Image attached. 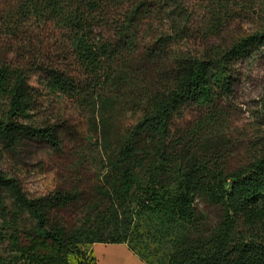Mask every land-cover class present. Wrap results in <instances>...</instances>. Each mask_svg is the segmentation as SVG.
I'll list each match as a JSON object with an SVG mask.
<instances>
[{
	"label": "trees",
	"instance_id": "1",
	"mask_svg": "<svg viewBox=\"0 0 264 264\" xmlns=\"http://www.w3.org/2000/svg\"><path fill=\"white\" fill-rule=\"evenodd\" d=\"M8 1L14 5L9 11L19 16L62 9L70 35L60 55L73 57L75 67L38 53L15 60L0 16V99L5 108L0 112V159L13 156L25 139L59 147L60 121H24L36 109L32 75L51 89L97 98H105L116 84H133L120 62L137 36L134 27L151 9L145 0H125L121 13L114 12L116 0ZM176 9L180 14L178 2ZM161 37L142 46L147 58L163 64L159 74L152 73V84L141 88L134 83L138 120L129 130L101 121L106 126L103 153L97 156L102 170L97 176L103 180L97 198L89 200L83 186L72 185L78 182L32 195L0 167V205L12 197L31 219L20 230L12 222L15 214L0 211L9 216L0 221V242H8L0 264H70L68 255H82L77 245L91 242L124 243L147 264H264V153L229 167L222 138L208 133L221 123V101L238 78L234 65L254 49L264 57V30L237 37L217 54L171 66L167 39ZM187 107L198 116L180 126L175 118ZM171 164L176 165L174 177L168 172ZM258 195L262 204L255 208ZM135 199L139 209L133 211ZM201 203L217 206L219 215L210 218ZM145 210L165 219L156 234L143 233L136 221ZM135 240L146 248L144 253L133 250L130 242Z\"/></svg>",
	"mask_w": 264,
	"mask_h": 264
},
{
	"label": "rangeland",
	"instance_id": "2",
	"mask_svg": "<svg viewBox=\"0 0 264 264\" xmlns=\"http://www.w3.org/2000/svg\"><path fill=\"white\" fill-rule=\"evenodd\" d=\"M145 1L146 4L150 3L151 9L147 8V12L144 10L139 27H134L137 36L124 48L120 62L123 63V69L134 78L132 83L137 80L141 88L154 82L155 75L152 73L159 74L163 64L158 59L155 61L147 58L142 48L146 44L153 45L158 36L167 39L165 46L169 54L166 62L171 66L181 60L217 54L237 37L264 30V0ZM8 2L0 0V16L4 33L12 38L15 60L38 53L42 57L48 56L54 62L75 67L73 57L60 55V49L67 44L70 35L62 9L53 14L39 10L35 16H19L14 10L9 11L14 5ZM116 2L118 4L114 12L121 13L126 2ZM177 2L180 14L177 9L174 10ZM58 5L61 7L62 4ZM257 51L252 50L245 61L234 65L237 70L234 75L238 78L231 93L221 101L218 113V122L221 123L208 131L213 137L220 135L222 138L229 167L264 153V57H257ZM30 82L36 98V109L24 121H60L62 129L59 147L52 148L40 139H25L13 156L7 154L0 159V167L6 174L15 176L32 195L78 182L72 185L83 186L89 193V200L97 198L100 195L98 185L103 181L102 177L97 176H102L101 165L97 161V156L103 153L101 132L104 124L101 121L104 119L112 127L129 130L141 114L135 106L136 98L132 95L137 93V86L126 82L116 84L105 94V98H97L80 91L68 94L51 89L37 74L31 76ZM4 110L3 99H0L1 114ZM197 116L194 107H187L175 121L181 126ZM168 167L169 174L174 177L176 165ZM173 186L171 184L169 188ZM261 200L260 195L256 196L255 208L261 206ZM132 205L133 211L139 209L137 199ZM201 208L210 218L219 215V208L215 205L201 203ZM1 210L9 215L15 214L16 220L12 222L16 228L21 230L31 225V219L21 211L12 197L2 201ZM4 213H0V221L2 217H9ZM135 218L143 233L156 234L165 224L162 215L148 210ZM92 243H79L77 246L82 255H68V262L84 264L88 261L93 264V252L90 249ZM130 245L139 253L146 251L138 240L131 241ZM7 248V241L0 242L1 252L5 253Z\"/></svg>",
	"mask_w": 264,
	"mask_h": 264
},
{
	"label": "crops",
	"instance_id": "3",
	"mask_svg": "<svg viewBox=\"0 0 264 264\" xmlns=\"http://www.w3.org/2000/svg\"><path fill=\"white\" fill-rule=\"evenodd\" d=\"M90 249L95 257V264H147L128 250L124 243L94 242Z\"/></svg>",
	"mask_w": 264,
	"mask_h": 264
}]
</instances>
